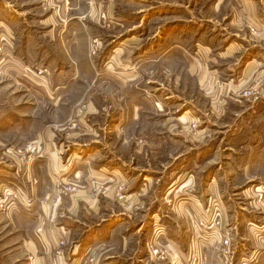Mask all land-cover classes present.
I'll list each match as a JSON object with an SVG mask.
<instances>
[{
    "label": "rangeland",
    "instance_id": "1",
    "mask_svg": "<svg viewBox=\"0 0 264 264\" xmlns=\"http://www.w3.org/2000/svg\"><path fill=\"white\" fill-rule=\"evenodd\" d=\"M88 1L0 0V264H12L8 251L16 232L6 222L10 210L35 211L41 202V184L35 178L23 184L27 174L42 171L43 160L59 164L52 178L55 190L45 198L51 202L46 217L56 223L64 199L81 190L76 175L62 176L64 168L84 157L82 145L91 141L94 157L86 167L106 170L102 180L93 179L99 209L68 226L72 247L60 241L57 253L69 257L77 250L73 257L82 254L80 264H264V138L255 144L251 128L264 125V101L256 99L257 92L243 93L224 115L199 107L201 113L182 122L193 124L192 131L154 130L167 123L168 113L192 108L184 96L173 97L177 73L169 60L183 55L176 47L194 51L206 3L193 0L175 20L167 9H161L162 17L137 14L141 6L135 0H118L113 17L105 11L92 17ZM76 7L87 16L75 17ZM158 41L161 68L154 72V61L143 57H152L150 46ZM140 96L154 106L161 103L164 111L142 122ZM196 99L195 106L201 101ZM252 103L258 107L251 110ZM201 128L204 139L193 142ZM211 200L220 205L219 224L196 228V234L189 220L192 205L204 206L207 214ZM237 219H247L251 232L235 236ZM217 236L223 240L219 248L211 242ZM250 236L251 242L244 241Z\"/></svg>",
    "mask_w": 264,
    "mask_h": 264
},
{
    "label": "crops",
    "instance_id": "2",
    "mask_svg": "<svg viewBox=\"0 0 264 264\" xmlns=\"http://www.w3.org/2000/svg\"><path fill=\"white\" fill-rule=\"evenodd\" d=\"M117 1L118 0L88 1V4H91L90 10L87 4L86 9L90 11L88 16L93 17L94 14L97 15L105 11L109 17H113L118 5ZM135 1V4L141 6L137 14H144V17L155 14L162 17L165 15L160 12L162 11L161 9H167L171 12L169 13L171 16L168 17H175V20H178V17L181 16L180 12L183 9L185 10L193 3V0H190V2L184 6L186 0H172L170 3H163L156 0ZM199 2L206 3L202 7L203 15H201V24L196 27L200 29L199 34L202 36L196 35V38L194 37L195 42L191 44V48L194 50L192 53L189 52V47H176L178 49H184L182 51L183 55L177 57L179 55L172 54L169 60V66H171L170 70L177 73V79L174 85L178 93L173 97L182 100L184 96L186 100L188 99L187 102L192 105V108H190L191 110L180 113V116L178 113L176 114L177 110L168 113L171 114V116L165 119L167 121L166 124L163 125L160 123L155 125L154 130H158L159 127L160 131L163 130L162 128H168L171 131L169 135L175 134V132L192 131L193 124L190 125L189 123L188 127H185L182 122H186L187 117L190 118L193 116V112L201 113L199 107L204 109L205 106L211 114L224 115L227 114L233 102L236 103L235 101H239L235 99H244L242 97L243 93L250 91L257 92L258 98L256 99L264 101V0H199ZM210 3L211 9L213 10L212 15ZM145 6L150 8L144 9ZM77 10L78 7L74 8L75 17L82 18V16H87V11L83 13L80 10L81 13L78 14ZM167 24L174 25L177 23L168 22ZM166 25L161 27V31L158 32L157 36H159L163 29L167 28ZM176 27L179 29L178 26ZM185 27L189 29L192 28V26ZM177 30H175V32H177ZM83 45L85 46V44ZM146 47H149V45ZM79 48L82 49L81 47ZM161 48V41H158V43L152 44V48L150 46V51L154 52L152 57H143L146 62L154 61L153 68H151L150 71H160L161 64H159V62H161L162 59H160L161 57H156V53L161 52ZM157 56L162 55L158 53ZM236 56L238 58L237 60L235 59ZM232 58L235 60L232 64H229ZM142 72L146 73L144 70H142ZM139 74L143 76L141 70ZM128 92L127 90V93ZM100 94H102L104 98L110 100L114 98V95H109L104 92ZM189 97L191 98L190 100ZM231 97L233 101L227 103V98L232 99ZM139 98L143 99L142 103L144 106L143 111L140 112V115L144 117L142 122L152 113L164 111V107L161 103H156L154 106L153 102L144 98V96H140ZM196 98H201L199 103L201 105L198 104V107L193 104L194 100H197ZM113 101H117V98L116 100L113 99ZM182 106L184 107L185 105ZM235 106L237 105L233 104V107ZM155 107L158 109L156 108L157 110H155ZM250 107L252 110L253 108H257L258 104L252 103ZM125 109L129 111L130 107H125ZM175 119L179 120V124L182 128L178 127ZM263 126L264 125L260 123H255L251 126V128L256 129L254 130L255 134L252 136L254 138V143L263 140ZM140 128L143 132L147 129L144 125ZM257 130L258 134H256ZM163 134H165V132ZM204 136L205 128H201L198 132V137H193L195 140L193 142L203 140ZM235 138L236 137H234V139ZM79 140L82 139L79 138L77 140L80 143L81 141ZM94 142L95 141H91L89 144L83 145L78 143L84 146L83 150L86 154H80L84 157H79L77 161L73 160L69 167L64 168L62 176L72 178L74 175V178L76 175V179L73 180L78 183L81 190L68 199H64L62 206L59 207L56 223H50L46 217L50 201H45V198L50 199L53 190H55V186L52 184V178L53 174L55 175V173H57L54 171V168L59 167V164L55 161V163L51 165L43 160V164L41 165L42 171L36 170L31 174H27V181H24L23 184H30L29 180L32 178L40 182L41 185L38 195L41 202L36 206L35 211L21 207L19 209H12L9 212L8 221L6 220V222H8L16 232L10 236L11 248L8 251L12 264H80L79 262H82L80 261L83 258L82 254L78 257H73V254H76L77 250H73V254L69 256V258L63 252L57 253L56 249L60 241H65L72 247V242L70 240L73 232L68 226L75 223L73 222L75 219L84 220L82 215L87 216V214L98 212L100 200L98 195L94 192L96 185L93 179L98 178V180H102L99 178L105 175L106 170H103L102 167L94 173L91 169L86 167V164L90 163L94 157L93 153H91V147ZM257 155L259 156L258 159L262 157L261 154ZM172 189H174V187H172ZM105 196L112 198V191H106ZM203 207L204 206L201 205H192L189 220L191 221L193 219V212H201L203 211ZM59 216L62 220L59 219ZM0 219L2 218L0 217ZM58 220L65 225H57ZM246 220L247 219H237V222L232 228V231L235 232V236L239 234L238 232L240 230V232L244 231L246 234L247 231L251 232L250 230H252V228H249L250 226L248 225L250 222L247 223ZM246 224L249 226L247 229L245 227ZM35 225H38L37 229L34 227ZM38 229H40V231H38ZM216 240L219 242L215 243ZM241 240H243V238H241ZM249 240L250 242L253 240L251 236L244 238V241ZM222 241L221 236L211 239V242H214V245L216 244L218 248L221 247ZM211 242L209 244H211ZM211 245H209L207 249H210ZM209 251L211 252V250Z\"/></svg>",
    "mask_w": 264,
    "mask_h": 264
},
{
    "label": "built area",
    "instance_id": "3",
    "mask_svg": "<svg viewBox=\"0 0 264 264\" xmlns=\"http://www.w3.org/2000/svg\"><path fill=\"white\" fill-rule=\"evenodd\" d=\"M11 193V192H9ZM220 205L216 202V201H210L209 205H208V210H207V214L202 213L203 211H201L200 213H197L194 215L193 219H192V223H193V227H194V232L197 234L198 230L196 228H215L219 222L218 219L220 217ZM212 213V227H209L210 222L209 220H207L208 215ZM217 233V232H215ZM212 237V236H211ZM208 239V238H207ZM159 251H156V253H158Z\"/></svg>",
    "mask_w": 264,
    "mask_h": 264
}]
</instances>
